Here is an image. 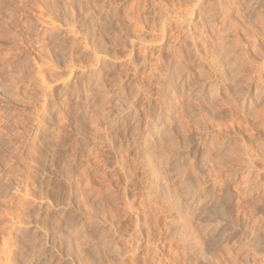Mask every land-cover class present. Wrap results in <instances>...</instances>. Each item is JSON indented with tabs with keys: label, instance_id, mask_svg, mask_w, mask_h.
Wrapping results in <instances>:
<instances>
[{
	"label": "rangeland",
	"instance_id": "obj_1",
	"mask_svg": "<svg viewBox=\"0 0 264 264\" xmlns=\"http://www.w3.org/2000/svg\"><path fill=\"white\" fill-rule=\"evenodd\" d=\"M0 264H264V0H0Z\"/></svg>",
	"mask_w": 264,
	"mask_h": 264
}]
</instances>
